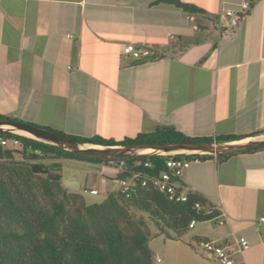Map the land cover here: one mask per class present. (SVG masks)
Listing matches in <instances>:
<instances>
[{
    "label": "crops",
    "instance_id": "1",
    "mask_svg": "<svg viewBox=\"0 0 264 264\" xmlns=\"http://www.w3.org/2000/svg\"><path fill=\"white\" fill-rule=\"evenodd\" d=\"M178 1L203 13L160 0H0V115L116 141L158 127L213 140L264 134V0L235 32L217 25L222 0ZM129 43L155 58L125 57ZM183 180L219 216L182 240H152L155 264H216L196 250L201 240L231 249L237 264H264V150L193 160ZM62 183L79 192L81 181ZM240 238L250 244L242 254Z\"/></svg>",
    "mask_w": 264,
    "mask_h": 264
},
{
    "label": "trees",
    "instance_id": "2",
    "mask_svg": "<svg viewBox=\"0 0 264 264\" xmlns=\"http://www.w3.org/2000/svg\"><path fill=\"white\" fill-rule=\"evenodd\" d=\"M160 1L173 4L187 13H203L199 8L178 0ZM0 118L16 120L4 115ZM31 125L101 146L233 142L245 138L233 135L216 140L192 138L175 128L158 127L153 133L116 141L100 136H69L51 128ZM3 140H16L18 148H12V143L2 145ZM262 150L184 158L190 161L217 159L220 162L235 155ZM55 157L56 160L75 159L106 167L110 162L123 160L125 166L117 176L118 181L138 172L142 175L129 195L117 191L110 193L102 203L87 204L82 194L64 188L62 165L54 161ZM167 159L158 156L96 158L74 155L0 129V264H155L150 247L152 240L158 237L182 240L189 233L192 221L202 223L219 216V212L199 193H191L185 202H177L152 183L142 186L143 179L158 176L166 170ZM146 162L151 164V168L143 166ZM137 163L142 165L137 166ZM197 204L202 209H198ZM132 209L147 214L157 233L151 232L143 218H136Z\"/></svg>",
    "mask_w": 264,
    "mask_h": 264
},
{
    "label": "built area",
    "instance_id": "3",
    "mask_svg": "<svg viewBox=\"0 0 264 264\" xmlns=\"http://www.w3.org/2000/svg\"><path fill=\"white\" fill-rule=\"evenodd\" d=\"M255 0H240L236 7H231L226 0H222L221 9L218 14V21L220 26L226 32L238 31L241 26L244 17L251 11ZM156 53L148 48L146 45H135L129 43L124 46L122 55L132 58L135 62L145 63L155 58ZM14 144L17 146L16 140H3L2 145ZM165 161L166 170L158 176H150L141 181L142 186H146L148 183H152L155 188L162 193L168 195L170 199L177 202H185L188 195L191 193H197L193 188L188 186L183 180L184 172L190 168L191 161L182 157H166ZM141 163H137V166H141ZM125 161L110 162V168L123 171ZM145 168H151L149 162L144 163ZM141 173H135L131 177L119 180L121 186V192L129 195V192L133 189L141 177ZM91 194H97V191H91ZM198 209H202L200 204H197ZM221 211V209H219ZM264 221V220H262ZM227 223L226 220H220L217 222L218 227H222ZM198 223L192 221L189 229H193ZM237 251L242 254L250 248L249 242L245 238H240L236 241ZM196 250L204 253L210 260L216 264H237L235 259V252L213 241L201 240L196 243Z\"/></svg>",
    "mask_w": 264,
    "mask_h": 264
},
{
    "label": "water",
    "instance_id": "4",
    "mask_svg": "<svg viewBox=\"0 0 264 264\" xmlns=\"http://www.w3.org/2000/svg\"><path fill=\"white\" fill-rule=\"evenodd\" d=\"M10 127L11 129H7ZM0 129L17 134L29 133L33 139L67 153L96 158H140V157H196L222 156L233 153L264 149V134L250 140L233 142H173L101 146L80 142L74 138L47 131L31 124L12 119L0 118Z\"/></svg>",
    "mask_w": 264,
    "mask_h": 264
},
{
    "label": "rangeland",
    "instance_id": "5",
    "mask_svg": "<svg viewBox=\"0 0 264 264\" xmlns=\"http://www.w3.org/2000/svg\"><path fill=\"white\" fill-rule=\"evenodd\" d=\"M217 25L220 28H222L219 24V21H218ZM17 134L22 135L20 133H17ZM22 136H24V135H22ZM11 147L16 148L17 146H11ZM17 158L21 159L20 156H17ZM56 159L57 158L55 157L54 161L59 162L63 166L61 174L63 176L64 184L66 187H68L70 189L71 188L74 189L73 186H75V184H77V182L79 184V181H81V183L79 184L78 189H77L79 192H76V193L82 194V196H83V198L87 204L102 203L110 193L117 192L115 190L109 191L110 189L120 188V185H119L120 182L117 180V177L108 178V177H106L107 175L104 176L102 174L101 167L94 166L93 164H90L87 162L86 163L75 162V161H73V162L64 161L63 162L62 160L64 158H60L59 160H56ZM49 162H52V161H49ZM106 169H107L106 170L107 173H111V172H109L110 169L114 170V171H118V170L110 168V167H108ZM85 188L88 190V192L90 189H94L97 191V194L86 195V193L84 191ZM65 189L68 190L67 188H65ZM68 191H70V190H68ZM131 211L135 215L136 218H143L146 221L147 225L149 226V228L153 234L157 233V229L155 228V225L149 220L147 214H145L139 210H135V209H132Z\"/></svg>",
    "mask_w": 264,
    "mask_h": 264
},
{
    "label": "bare ground",
    "instance_id": "6",
    "mask_svg": "<svg viewBox=\"0 0 264 264\" xmlns=\"http://www.w3.org/2000/svg\"><path fill=\"white\" fill-rule=\"evenodd\" d=\"M6 128H7V129H11L10 127H6ZM17 133H20V134H22V135H24V136H27V137L33 138V136H32L31 134L26 133V132L17 131Z\"/></svg>",
    "mask_w": 264,
    "mask_h": 264
}]
</instances>
